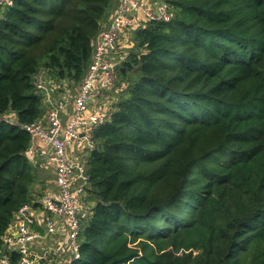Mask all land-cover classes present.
<instances>
[{
  "label": "trees",
  "instance_id": "16d2710c",
  "mask_svg": "<svg viewBox=\"0 0 264 264\" xmlns=\"http://www.w3.org/2000/svg\"><path fill=\"white\" fill-rule=\"evenodd\" d=\"M164 1L170 20L135 28L117 68L69 264H264V0ZM118 4L16 0L5 13L0 117L16 121L0 120V250L49 178L21 126L47 109L37 75L79 86Z\"/></svg>",
  "mask_w": 264,
  "mask_h": 264
},
{
  "label": "built area",
  "instance_id": "2783aa9c",
  "mask_svg": "<svg viewBox=\"0 0 264 264\" xmlns=\"http://www.w3.org/2000/svg\"><path fill=\"white\" fill-rule=\"evenodd\" d=\"M15 2L0 0V24L7 9L13 7ZM170 18V6L164 0H119L109 23L94 41L89 69L79 84L72 115L67 122L62 114L69 100L56 97V84L45 73L37 75V90L44 96L47 109L41 120L21 126L39 135L49 145L47 159L55 167L57 188L43 191L39 200L43 209L40 217L33 213V204H26L19 210L14 221L15 233L6 231L3 236L0 264H40L33 254V244L42 237L37 226H42L45 236L49 238L57 240L66 235L67 247L64 250L70 257L64 258L60 264L80 259L82 222L93 213L88 199L91 186L87 173L89 152L95 146V130L107 120L116 100L110 92L116 87L117 65L129 54L118 50L120 41L125 33L131 38L134 29L147 21H168ZM103 95L106 98L98 109L87 115L93 101ZM73 144L77 153L70 150ZM14 254L18 256L17 260L13 258Z\"/></svg>",
  "mask_w": 264,
  "mask_h": 264
},
{
  "label": "crops",
  "instance_id": "0c3cea01",
  "mask_svg": "<svg viewBox=\"0 0 264 264\" xmlns=\"http://www.w3.org/2000/svg\"><path fill=\"white\" fill-rule=\"evenodd\" d=\"M114 11H115V9L113 10V13H114ZM113 13L111 14V16L113 15ZM108 23H106V25ZM128 39L129 38L127 37V34L125 33L122 36V40L120 41V44H119L118 50L120 52H129V49L131 47H133L134 42H131V44L129 45ZM55 84H56V87L54 90H55L56 97L67 98L69 100V103H68L66 109L63 111V114H62L63 120L65 122H67L71 118L72 110H73V104H74V98L78 92L79 86L73 88V87H70V85L67 82L60 83V84L55 82ZM110 94L112 95L115 93H113L111 91ZM105 96L106 95L97 97L93 101L91 107L88 109L86 114L89 115L95 111V108L98 109V107L101 104V102L103 101V99L106 98ZM0 120H8L10 123L15 122L16 121V114L9 112V113L5 114L4 116L0 117ZM49 150H50L49 145L39 135L33 134V139H32L30 149H29V153L31 156H33L34 163L37 162V164L41 165L45 170H47V171L50 170V174H51L49 176V178H47L45 183H44V188H42V193L46 189L55 190L57 188V185L55 182V176H56L55 167H54V165L49 163V161L47 159V155L49 153ZM70 150H71V152H74V153L78 152L77 148L75 147V144H73L71 146ZM88 150L89 149H87V152H88ZM40 187H41V185L38 186V191H39ZM33 213L35 215H37L38 217H40L43 213V209H41V205H39L38 207H34ZM15 224L16 223L14 222L10 226V228L7 230L8 233H15V229H16ZM36 228L41 232L42 237L40 239H38L33 244V254L39 260L40 264H60L64 258L67 259L68 256L64 250L67 247L66 235H62V236L58 237L56 240V239H53L51 237L50 238L46 237L45 236V229L42 226H37Z\"/></svg>",
  "mask_w": 264,
  "mask_h": 264
},
{
  "label": "rangeland",
  "instance_id": "374dc122",
  "mask_svg": "<svg viewBox=\"0 0 264 264\" xmlns=\"http://www.w3.org/2000/svg\"><path fill=\"white\" fill-rule=\"evenodd\" d=\"M130 40H129V45L131 44V42H133V39L132 38H129ZM128 47V46H127ZM117 77H118V73H117ZM117 83H118V78H117ZM117 83H116V86H117ZM116 88V87H115ZM113 90V89H112ZM116 93H118V92H116ZM111 95V94H110ZM115 97H117V94H115V96H114V98ZM109 98V97H108ZM114 100V99H113ZM116 100H114V102H115ZM113 102V103H114ZM45 173H47V175H51L50 174V170H48V171H45ZM67 256H68V258L70 257V255H69V253H67Z\"/></svg>",
  "mask_w": 264,
  "mask_h": 264
},
{
  "label": "water",
  "instance_id": "95a60500",
  "mask_svg": "<svg viewBox=\"0 0 264 264\" xmlns=\"http://www.w3.org/2000/svg\"><path fill=\"white\" fill-rule=\"evenodd\" d=\"M119 65H120V64L117 65V68H118Z\"/></svg>",
  "mask_w": 264,
  "mask_h": 264
}]
</instances>
